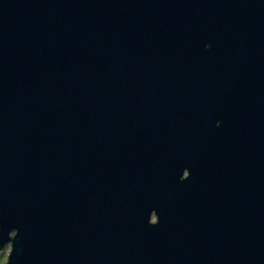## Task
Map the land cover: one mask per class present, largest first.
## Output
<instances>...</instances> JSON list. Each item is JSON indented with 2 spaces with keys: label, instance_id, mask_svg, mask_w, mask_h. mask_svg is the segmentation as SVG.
<instances>
[{
  "label": "water",
  "instance_id": "obj_1",
  "mask_svg": "<svg viewBox=\"0 0 264 264\" xmlns=\"http://www.w3.org/2000/svg\"><path fill=\"white\" fill-rule=\"evenodd\" d=\"M6 244L264 264V0H0Z\"/></svg>",
  "mask_w": 264,
  "mask_h": 264
},
{
  "label": "rangeland",
  "instance_id": "obj_2",
  "mask_svg": "<svg viewBox=\"0 0 264 264\" xmlns=\"http://www.w3.org/2000/svg\"><path fill=\"white\" fill-rule=\"evenodd\" d=\"M152 218H155V215L152 214ZM10 249V244H6L4 247L0 248V264H5Z\"/></svg>",
  "mask_w": 264,
  "mask_h": 264
}]
</instances>
